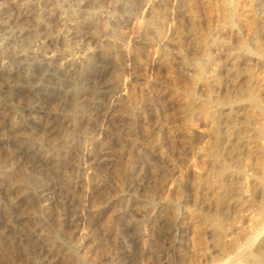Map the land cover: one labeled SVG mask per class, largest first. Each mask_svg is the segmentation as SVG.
<instances>
[{"label": "rangeland", "instance_id": "obj_1", "mask_svg": "<svg viewBox=\"0 0 264 264\" xmlns=\"http://www.w3.org/2000/svg\"><path fill=\"white\" fill-rule=\"evenodd\" d=\"M187 4L0 0V264L264 253V0Z\"/></svg>", "mask_w": 264, "mask_h": 264}, {"label": "bare ground", "instance_id": "obj_2", "mask_svg": "<svg viewBox=\"0 0 264 264\" xmlns=\"http://www.w3.org/2000/svg\"><path fill=\"white\" fill-rule=\"evenodd\" d=\"M232 1V0H231ZM186 2L188 3L187 5H189V6H191V7H193V6H195L196 4H197V0H186ZM227 3H228V1H227ZM245 3V2H244ZM247 3V2H246ZM213 4V3H212ZM94 5V4H93ZM124 5V4H123ZM232 5V4H231ZM247 5H248V3H247ZM122 6V5H121ZM213 6V5H212ZM234 6V5H233ZM243 7H246V6H243ZM250 7V6H249ZM21 8V7H20ZM99 8V7H98ZM132 8V7H131ZM254 8V7H253ZM229 9V8H228ZM231 9V11L229 12V14H228V16H230L229 18H230V22H232V21H234L231 25L233 26V25H235V26H237V28L238 29H240V31H241V25L243 24V18H242V16H235V14H236V9L235 8H230ZM264 9V8H263ZM191 10H192V8H191ZM51 11V10H50ZM207 11V10H206ZM238 11V10H237ZM259 11V10H258ZM191 12V11H190ZM36 15V14H35ZM38 15H39V13H38ZM159 15V14H158ZM241 15V14H240ZM20 16V15H19ZM115 16V15H114ZM43 17V16H42ZM35 18H37V17H35ZM17 19L18 18H16V21H17ZM38 19H39V17H38ZM41 20V19H40ZM108 20V19H107ZM219 21V20H218ZM245 21V20H244ZM7 22V21H6ZM201 22V21H200ZM209 22V21H208ZM39 22H37V24L36 25H39L38 24ZM202 23V22H201ZM219 23V22H218ZM256 23V22H255ZM42 24V23H41ZM49 24V23H48ZM220 24V23H219ZM163 25V24H162ZM106 26V25H105ZM21 27V26H20ZM49 27V26H48ZM63 27V26H62ZM64 28V27H63ZM257 28V27H256ZM12 29V28H11ZM47 29V28H46ZM258 29V28H257ZM256 29V30H257ZM45 30V29H44ZM52 30V29H51ZM57 30V29H56ZM63 30V29H62ZM183 30V29H182ZM15 31V30H14ZM35 31V30H34ZM75 31V30H74ZM199 32V31H198ZM205 32V31H204ZM256 33H258L257 34V36H255L256 37V39L258 40L257 41V43L255 44L256 46H253L252 44H251V42L249 43V41L250 40H245V41H247L248 43H241V41L239 40V43H240V45H242L241 47H242V49L244 48L245 50H247V51H249V52H252V53H254V54H258V55H260V56H262V57H264V51H263V48L264 47H262V44L264 43L261 39L263 38V40H264V37H262L261 35H260V32H259V30H257V31H255ZM42 33H44V32H42ZM46 33V32H45ZM77 34H78V32H76ZM249 33V32H248ZM38 34H40V32L38 33ZM37 34V35H38ZM210 34V33H209ZM25 35V34H24ZM36 35V36H37ZM47 36H48V32H47V34H46ZM254 35H255V33H254ZM45 36V35H44ZM46 36V37H47ZM54 36V35H53ZM86 36V35H85ZM110 36V35H109ZM30 37V36H29ZM262 37V38H261ZM47 38H49V37H47ZM54 39V38H53ZM57 39V38H56ZM78 39V38H77ZM48 40V39H47ZM243 41V40H242ZM58 42V41H57ZM22 43V42H21ZM219 43V42H218ZM220 45V44H219ZM40 46V45H39ZM16 47V46H15ZM220 47V46H219ZM235 47V46H234ZM240 47V48H241ZM93 48V47H92ZM199 48V47H198ZM219 49V48H218ZM64 50V49H63ZM220 51H221V49H219ZM235 50V49H234ZM240 50V49H239ZM230 51V50H229ZM238 51V50H237ZM210 52V51H209ZM241 53V52H240ZM247 54V53H246ZM230 55V54H229ZM244 55V54H243ZM207 56V55H206ZM259 56V57H260ZM207 58V57H206ZM261 58V57H260ZM230 61H232V63H233V66L236 68V69H243V65H244V63H246V61H245V56H242L241 57V55H239V53H234V54H232L231 56H230ZM247 60V59H246ZM261 60V59H260ZM192 65V64H191ZM4 66V65H3ZM248 66V65H247ZM198 67V66H197ZM248 68V67H247ZM3 70V69H2ZM251 70V69H250ZM256 70V69H255ZM254 70V71H255ZM248 71V70H247ZM248 72H251V71H248ZM247 72V73H248ZM9 73V72H8ZM8 73H7V71H6V74L5 73H2V76L3 77H9V76H11V75H8ZM11 73V72H10ZM12 74V73H11ZM245 74V73H244ZM252 74V73H251ZM7 75V76H6ZM239 75V74H238ZM240 75H241V73H240ZM252 77H254V76H252ZM12 78V77H11ZM8 79V78H7ZM223 79V78H222ZM9 80H11V79H9ZM12 80H15V77L14 78H12ZM16 82V81H15ZM25 82V81H24ZM249 85H251V83H249ZM255 86V85H254ZM247 87H250V86H247ZM252 87V86H251ZM256 87V86H255ZM253 89V90H252ZM251 89V91L250 92H248V96L247 97H249V99L251 100V104L253 105V108L254 107H257L258 109H256V110H258L257 112H258V114L256 115L255 113V115H256V117H255V121H256V123H258V127L257 128H259V134H260V136L264 139V96H262L261 95V93H260V91H262V87L258 90V88H257V90H258V92L254 89V88H252ZM257 92V93H256ZM242 96H244V93L243 94H241ZM246 96V95H245ZM225 99V98H224ZM225 101V100H224ZM228 101H229V99H228ZM230 101H231V98H230ZM250 104V105H251ZM251 105V106H252ZM249 108H251V107H249ZM253 108H251L252 110H253ZM57 110V109H56ZM242 110V109H241ZM253 111H251L250 113L251 114H253L252 113ZM250 113H248V114H250ZM255 115H253V116H255ZM250 116V115H249ZM252 116V115H251ZM252 118V117H251ZM238 119V118H237ZM236 120V119H235ZM248 120H250L249 118H248ZM248 120H247V122H248ZM237 121H239V120H237ZM251 121V120H250ZM253 121V120H252ZM41 122V121H40ZM18 123V122H17ZM240 123V122H239ZM251 123H253L254 124V122H251ZM251 126H253V125H251ZM49 127H51V125L49 126ZM250 127V126H249ZM248 126H247V124L245 125V126H241L240 128V130H239V133H240V131L241 132H243V131H247V128H249ZM14 128V127H13ZM251 128V127H250ZM250 130V129H249ZM254 130V129H253ZM238 133V132H237ZM254 133V132H253ZM237 136V135H236ZM256 137H259V135L258 136H256ZM253 138V137H252ZM258 139H260V137L258 138ZM259 141V140H258ZM256 145V144H255ZM261 145V144H260ZM261 147H263V146H261ZM28 150V149H27ZM31 152V151H30ZM38 157V156H37ZM263 157V158H262ZM262 157H258L260 160H261V163H262V160H263V164H264V149H263V156ZM259 159H257L258 160V163H259ZM226 163V162H225ZM260 163V164H261ZM259 165V164H258ZM225 166H227V165H225ZM215 167V166H214ZM222 169H224V167H221ZM228 170V169H227ZM219 171V170H218ZM263 171V170H262ZM224 174V173H223ZM262 175V174H261ZM259 178V177H258ZM230 179V178H229ZM248 179V178H247ZM264 179V178H263ZM262 185H263V187L261 186V187H259L260 189H261V191H260V193L262 194V196H263V202H264V181H263V183H261ZM38 188V187H37ZM227 190V189H226ZM258 190V189H257ZM224 191V190H223ZM227 191H229V192H231L230 191V189L229 190H227ZM225 194V196L228 194V192H224ZM234 194V193H233ZM264 207V206H263ZM264 209H262V211H263ZM34 211V210H33ZM28 213V212H27ZM264 216V215H263ZM220 218V217H219ZM258 232V231H257ZM260 232L261 231H259V233H258V235H260ZM253 234V233H252ZM254 235V234H253ZM252 235V236H253ZM257 235V236H258ZM251 236V237H252ZM256 236V235H255ZM257 236L256 237H254V239H253V237L252 238H250V236H249V240H248V246L249 247H253L252 245H254V243H255V240H257ZM247 246V247H248ZM248 247V248H249ZM261 247V246H260ZM250 249V248H249ZM262 250V249H261ZM258 252H260V251H258ZM252 253V252H251ZM252 256V260H253V263H255V264H263L264 263V253H257V254H252L251 255ZM251 260V261H252ZM247 261V260H246Z\"/></svg>", "mask_w": 264, "mask_h": 264}]
</instances>
